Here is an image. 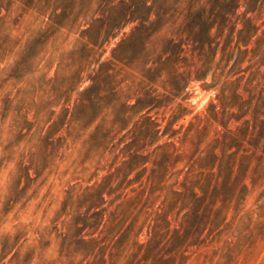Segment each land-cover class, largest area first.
Masks as SVG:
<instances>
[{
  "label": "rangeland",
  "instance_id": "1",
  "mask_svg": "<svg viewBox=\"0 0 264 264\" xmlns=\"http://www.w3.org/2000/svg\"><path fill=\"white\" fill-rule=\"evenodd\" d=\"M36 1L13 33L47 39L0 55V264H264V0Z\"/></svg>",
  "mask_w": 264,
  "mask_h": 264
},
{
  "label": "trees",
  "instance_id": "2",
  "mask_svg": "<svg viewBox=\"0 0 264 264\" xmlns=\"http://www.w3.org/2000/svg\"><path fill=\"white\" fill-rule=\"evenodd\" d=\"M31 10L38 15L45 14L36 0H0V55H22L28 51H35L37 46L47 39L45 29L31 28L30 24L24 28V32L13 33V30L21 24L22 16ZM12 12L16 15L12 16ZM212 27L211 25L210 29ZM110 37L111 35H108L104 41H108ZM93 44L96 45L97 42Z\"/></svg>",
  "mask_w": 264,
  "mask_h": 264
}]
</instances>
